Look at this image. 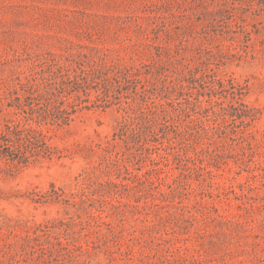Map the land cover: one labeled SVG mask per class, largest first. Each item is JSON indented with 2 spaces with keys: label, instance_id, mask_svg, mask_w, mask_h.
Wrapping results in <instances>:
<instances>
[{
  "label": "rangeland",
  "instance_id": "obj_1",
  "mask_svg": "<svg viewBox=\"0 0 264 264\" xmlns=\"http://www.w3.org/2000/svg\"><path fill=\"white\" fill-rule=\"evenodd\" d=\"M28 82L71 120L0 159V264H264V0H0Z\"/></svg>",
  "mask_w": 264,
  "mask_h": 264
},
{
  "label": "trees",
  "instance_id": "obj_2",
  "mask_svg": "<svg viewBox=\"0 0 264 264\" xmlns=\"http://www.w3.org/2000/svg\"><path fill=\"white\" fill-rule=\"evenodd\" d=\"M26 94L19 95L17 90L12 92L9 102L4 103L0 97V113L8 108L23 110V117L13 119L8 111L6 116H0V159L14 167H27L43 158H50L56 152L53 143L54 135L43 127L62 128L70 122V114L56 115L39 101L43 91L39 86L30 82L21 84Z\"/></svg>",
  "mask_w": 264,
  "mask_h": 264
}]
</instances>
